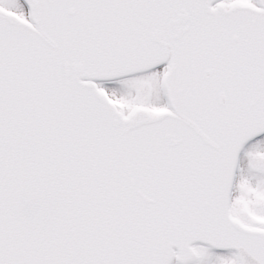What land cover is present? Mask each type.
I'll return each mask as SVG.
<instances>
[{"label":"snow or ice","instance_id":"1","mask_svg":"<svg viewBox=\"0 0 264 264\" xmlns=\"http://www.w3.org/2000/svg\"><path fill=\"white\" fill-rule=\"evenodd\" d=\"M0 264H264V0H0Z\"/></svg>","mask_w":264,"mask_h":264}]
</instances>
